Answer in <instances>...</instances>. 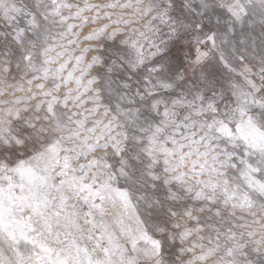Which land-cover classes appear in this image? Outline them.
I'll list each match as a JSON object with an SVG mask.
<instances>
[{"label": "snow or ice", "instance_id": "snow-or-ice-1", "mask_svg": "<svg viewBox=\"0 0 264 264\" xmlns=\"http://www.w3.org/2000/svg\"><path fill=\"white\" fill-rule=\"evenodd\" d=\"M0 264H264V0H0Z\"/></svg>", "mask_w": 264, "mask_h": 264}]
</instances>
